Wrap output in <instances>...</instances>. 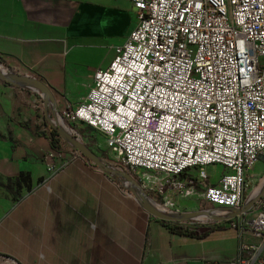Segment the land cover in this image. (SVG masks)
<instances>
[{"label":"built area","instance_id":"obj_1","mask_svg":"<svg viewBox=\"0 0 264 264\" xmlns=\"http://www.w3.org/2000/svg\"><path fill=\"white\" fill-rule=\"evenodd\" d=\"M130 2L133 27L85 97L57 115L99 132L163 209L201 212L172 225L252 232L258 241L242 245L238 264H264V171L256 199L247 193L264 161V0ZM42 160L46 179L69 163L58 149ZM208 164L223 167L214 181ZM191 197L207 205L181 210Z\"/></svg>","mask_w":264,"mask_h":264},{"label":"crops","instance_id":"obj_2","mask_svg":"<svg viewBox=\"0 0 264 264\" xmlns=\"http://www.w3.org/2000/svg\"><path fill=\"white\" fill-rule=\"evenodd\" d=\"M134 22L130 0H0V57L23 78L3 80L0 66V182L19 175L21 184L3 189L17 200L0 197V264H238L242 245L258 241L227 223L200 237L171 231V221L142 208L133 183L90 164L61 136L69 163L46 179L50 128L64 124L56 109L85 97L93 71L109 63ZM68 133L90 149L104 141L82 124ZM192 200L180 209H196Z\"/></svg>","mask_w":264,"mask_h":264},{"label":"rangeland","instance_id":"obj_3","mask_svg":"<svg viewBox=\"0 0 264 264\" xmlns=\"http://www.w3.org/2000/svg\"><path fill=\"white\" fill-rule=\"evenodd\" d=\"M62 121L68 126V125H73V123H70L68 121H65L64 119H62ZM78 141V140H77ZM79 143H81L82 145H84L87 150H89L91 152V154L98 158L104 165L106 166H111L115 169H118L119 171H122L123 173H126L127 171H125L123 169V167L120 165V163L116 160L115 156L113 153H111L104 141L101 139H98L96 140V143L95 145H92V149L88 148L87 145L83 144L82 141H79ZM72 149V148H71ZM75 150L79 155L80 157L82 156V153L78 150V149H73ZM65 160H69L68 158H65ZM223 170V167L219 164H208L206 166V174L208 176H210V180L211 181H214L218 175L221 173V171ZM264 171V161L262 160H257L252 168L250 169L249 171V174H250V177L248 179V188H247V193H251L252 191V194H254V191L255 189L257 188L256 185H257V182L259 181V179L257 180L258 178V175L259 174H262V172ZM128 176L131 178V174L128 173ZM129 178V179H130ZM138 183V181H136ZM133 186H134V190L137 191V186H136V183L133 182ZM24 192V191H23ZM145 192V191H143ZM147 195H148V192H145ZM8 195V196H7ZM2 196H6L8 197L9 199L10 198V194L9 193H6L1 187H0V197ZM150 196V195H149ZM190 200V201H193L192 200V197L191 198H187V199H183L181 201H187V200ZM12 200V199H11ZM13 201V200H12ZM144 201L148 202V200L144 199ZM195 202L197 204H200L202 206H206L207 204L205 202H203L201 199L199 198H195ZM4 264H15L14 262H11V261H5Z\"/></svg>","mask_w":264,"mask_h":264},{"label":"trees","instance_id":"obj_4","mask_svg":"<svg viewBox=\"0 0 264 264\" xmlns=\"http://www.w3.org/2000/svg\"><path fill=\"white\" fill-rule=\"evenodd\" d=\"M0 66L3 67L5 69V73L7 74L8 72L7 71H11L10 68H8L5 64V61L0 57ZM7 67V68H6ZM8 69V70H7ZM62 121V120H61ZM63 122V121H62ZM64 123V122H63ZM65 124V123H64ZM66 125V124H65ZM67 126V125H66ZM69 128V125L67 126ZM67 133L69 134L67 131H65L57 122L55 125H53L51 128H50V132H49V135H48V138H49V142H50V146L52 149H58L59 148V144H58V138L59 136H61L62 133ZM66 143L71 145L70 144V141L69 140H66ZM84 158H86L90 164L92 165H95L97 167H100L102 168L104 171H106L111 177L113 178H116L118 181H127L129 183H133L134 181H137L136 180V177L134 176H131V179H129L128 177H126L124 175V173H121V171H118V170H113V169H105L106 167H109V166H106L104 164H101L97 159L92 161L90 158L84 156ZM20 177L19 175L17 177H14L13 180L9 179V178H6L5 179V182L2 183L0 182V187L4 190H9L10 187L13 188V186H15L16 188H19L21 186L20 182ZM26 186L28 187V184H26ZM16 190V189H14ZM10 191V190H9ZM258 192V191H257ZM257 192L254 194V199H256L257 197ZM16 194H18V192H16ZM13 200H17L18 199V195H13L12 196ZM158 205H159V202L156 200L155 201ZM169 229L171 231H174V232H177V233H184V234H189V235H196V236H203L205 235L210 229H212V226H208L206 228H203L202 230H200L198 233H194L193 231H190V230H187V229H182L180 226L178 225H170L169 226Z\"/></svg>","mask_w":264,"mask_h":264},{"label":"water","instance_id":"obj_5","mask_svg":"<svg viewBox=\"0 0 264 264\" xmlns=\"http://www.w3.org/2000/svg\"><path fill=\"white\" fill-rule=\"evenodd\" d=\"M2 79L6 80V81H23L22 77H19L18 75H15V74H13L11 72L7 73V74L4 72V74L2 75ZM33 85L36 86V87H41L38 83H34ZM43 90H45V89H43ZM61 137L63 139H65V140H69L70 141V144H71L70 146H71L72 149H78L82 153V155L90 158L92 161L97 159L101 164H103L98 158L94 157L91 154V152L89 150H87V148L84 145L79 143V141L74 140L69 134L63 132L61 134ZM124 175L126 177L130 178L128 176L127 172L124 173ZM134 183H136V186H137V189H138L137 192L135 193V196L140 200V205L142 206V208L145 211L149 212L150 214H152L153 216H155L157 218H160V219H163V220H167V221H177V220H184V219H187V218H191V217L197 216V215H199L201 213L200 211H197V210H194V211H183V212H177L176 213V212L165 210L162 207L161 208L160 207H155L154 205L150 204L149 202L144 201V198H142V195L147 196L148 198H150L149 195H147L145 192H143L140 189L139 184L136 181H134ZM253 200H254V198H253ZM154 203L157 206H160L155 201H154ZM1 256L5 257L4 255H1Z\"/></svg>","mask_w":264,"mask_h":264},{"label":"bare ground","instance_id":"obj_6","mask_svg":"<svg viewBox=\"0 0 264 264\" xmlns=\"http://www.w3.org/2000/svg\"><path fill=\"white\" fill-rule=\"evenodd\" d=\"M61 120H62V119H61ZM62 127L64 128L65 131L68 132V127H67L65 124H62ZM258 190H259V188L257 187V188L255 189V191H254V194H255ZM142 198L148 200V202H149L150 204L154 205L155 207H160V208H161V206H157L151 198H148L147 196H144V195H142Z\"/></svg>","mask_w":264,"mask_h":264}]
</instances>
